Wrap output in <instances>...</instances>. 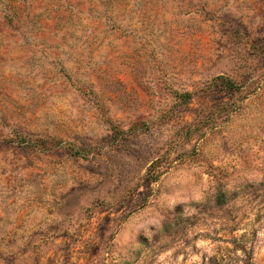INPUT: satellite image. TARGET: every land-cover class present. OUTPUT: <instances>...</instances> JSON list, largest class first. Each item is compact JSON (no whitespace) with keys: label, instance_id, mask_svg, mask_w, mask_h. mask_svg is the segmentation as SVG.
<instances>
[{"label":"rangeland","instance_id":"1","mask_svg":"<svg viewBox=\"0 0 264 264\" xmlns=\"http://www.w3.org/2000/svg\"><path fill=\"white\" fill-rule=\"evenodd\" d=\"M0 264H264V0H0Z\"/></svg>","mask_w":264,"mask_h":264},{"label":"trees","instance_id":"2","mask_svg":"<svg viewBox=\"0 0 264 264\" xmlns=\"http://www.w3.org/2000/svg\"><path fill=\"white\" fill-rule=\"evenodd\" d=\"M230 86L231 87H234V84H232V83H230ZM181 99H183V102H185V103H188L191 99H192V95L190 94V93H184V94H182L181 95ZM153 182L154 181H158L159 180V178L157 177H153L152 179H151ZM226 194L225 193H222V194H220L219 196H218V200L219 201H222L221 203L223 204V203H227V199H226ZM242 241L241 242H243V244L241 243V247H243L242 248V251H244L245 253H247V247L244 245V244H246L245 243V239L244 238H246V235L244 234L242 237Z\"/></svg>","mask_w":264,"mask_h":264}]
</instances>
